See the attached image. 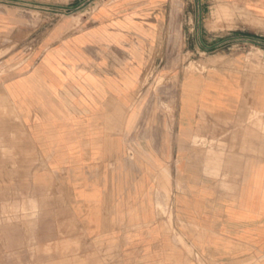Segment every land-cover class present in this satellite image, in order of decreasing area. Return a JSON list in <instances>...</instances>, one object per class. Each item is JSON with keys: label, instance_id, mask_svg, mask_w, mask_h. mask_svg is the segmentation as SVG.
Segmentation results:
<instances>
[{"label": "crops", "instance_id": "obj_1", "mask_svg": "<svg viewBox=\"0 0 264 264\" xmlns=\"http://www.w3.org/2000/svg\"><path fill=\"white\" fill-rule=\"evenodd\" d=\"M198 5L205 19L228 11L219 17L231 20L211 33L264 35V0H101L49 25L1 4L0 50L21 56L0 83L46 171L89 211L92 230L105 210H135L150 240H162L152 211L164 195L181 224L197 227L182 238L202 258L264 264V71L244 58L185 68ZM151 66L149 84L164 82L142 86Z\"/></svg>", "mask_w": 264, "mask_h": 264}, {"label": "rangeland", "instance_id": "obj_2", "mask_svg": "<svg viewBox=\"0 0 264 264\" xmlns=\"http://www.w3.org/2000/svg\"><path fill=\"white\" fill-rule=\"evenodd\" d=\"M58 1L65 4L0 0V5L33 10L37 22L49 25L62 15L90 12L101 0ZM199 5L194 10L190 8L196 20L187 24L188 35L195 49L180 57L183 66L190 70L204 68L198 59L205 57L212 58V63L228 65L244 58L255 69L264 71V35L211 33L218 23L231 20L219 17L228 11L220 7L205 19L207 15H201ZM20 56L19 49L0 50V79L16 72ZM154 74L149 67L141 85L153 87L164 82L162 76L149 84ZM46 170L45 162L20 128V117L0 83V264H213L211 257L202 258L185 243L182 232L198 229L178 221L168 197L159 195L152 211L158 221L157 238L162 235V240H150L148 225H139V212L135 210H105L102 224L92 230L86 221L89 211L76 207L70 189H59ZM95 212L98 222L100 211Z\"/></svg>", "mask_w": 264, "mask_h": 264}, {"label": "bare ground", "instance_id": "obj_3", "mask_svg": "<svg viewBox=\"0 0 264 264\" xmlns=\"http://www.w3.org/2000/svg\"><path fill=\"white\" fill-rule=\"evenodd\" d=\"M212 105V104H211Z\"/></svg>", "mask_w": 264, "mask_h": 264}]
</instances>
